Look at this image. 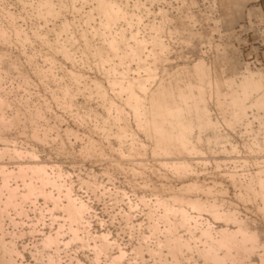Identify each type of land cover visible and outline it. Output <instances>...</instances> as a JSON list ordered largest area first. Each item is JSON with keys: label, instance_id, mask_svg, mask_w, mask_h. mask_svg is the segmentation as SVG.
Returning <instances> with one entry per match:
<instances>
[{"label": "rangeland", "instance_id": "1", "mask_svg": "<svg viewBox=\"0 0 264 264\" xmlns=\"http://www.w3.org/2000/svg\"><path fill=\"white\" fill-rule=\"evenodd\" d=\"M262 120L254 0H0V264H264Z\"/></svg>", "mask_w": 264, "mask_h": 264}, {"label": "bare ground", "instance_id": "2", "mask_svg": "<svg viewBox=\"0 0 264 264\" xmlns=\"http://www.w3.org/2000/svg\"><path fill=\"white\" fill-rule=\"evenodd\" d=\"M112 6V5H111ZM114 6V5H113ZM107 8V7H106ZM105 10V9H104ZM113 10V9H112ZM114 11V10H113ZM106 13H107V10L105 11ZM116 13V12H115ZM119 13V12H118ZM109 14V13H108ZM112 17V16H111ZM200 69V68H199ZM197 75V74H196ZM242 80V79H241ZM259 87V84L257 83V80H255V78L253 77V74H252V77H250V79H247L246 77H245V79H243L242 81H241V88H242V94H244V95H246V94H248V93H250L252 90H254L255 88H258ZM239 92V91H238ZM203 93V92H202ZM253 93H255V92H253ZM259 93V92H258ZM253 95V94H252ZM234 99V98H233ZM256 99V98H255ZM237 101H240V99H239V96L236 98V102ZM243 101V100H242ZM263 102V101H262ZM261 102V103H262ZM156 103V102H155ZM158 101H157V105H158ZM260 103V104H261ZM237 104V103H236ZM156 105V104H155ZM162 105V104H161ZM238 105H239V103H238ZM243 105V104H242ZM242 105H241V107H242ZM244 105H245V103H244ZM154 106V105H153ZM159 107H160V105H158ZM189 107V106H188ZM194 107V106H193ZM247 107V106H246ZM153 108V107H152ZM166 108V107H165ZM178 108V107H177ZM176 108V109H177ZM204 108H205V106H204ZM239 108H240V105H239ZM160 110V109H159ZM163 110V109H162ZM177 110H179V109H177ZM176 110V111H177ZM182 110V109H181ZM239 110H241V109H239ZM180 111V110H179ZM198 111V110H197ZM200 111V110H199ZM242 111V110H241ZM240 111V112H241ZM167 112V111H166ZM168 113V112H167ZM236 113H238V112H236ZM244 113H245V111H244ZM165 114V113H164ZM178 114V112L176 113V115ZM186 114H187V112H186ZM190 114V113H189ZM197 114V113H196ZM168 115H169V113H168ZM155 116H157V115H155ZM159 116L161 117V119H164L165 120V115H163L162 114V112H161V114H159ZM179 117H180V113H179ZM189 117H191V116H189ZM197 117V116H196ZM170 118H172V117H170ZM199 118V117H198ZM207 118V117H206ZM173 119H174V117H173ZM182 119V118H181ZM200 119V118H199ZM177 120V119H176ZM203 120V119H202ZM207 120V119H206ZM171 121H172V119H171ZM181 121V120H180ZM208 121V120H207ZM164 122V121H163ZM168 122H170V121H168ZM178 122V121H177ZM150 123V122H149ZM176 123V122H175ZM208 123V122H207ZM157 124V123H156ZM165 124H166V122H165ZM170 124V123H169ZM178 124V123H177ZM192 124V123H191ZM212 124V123H211ZM211 124H207V125H211ZM154 125H155V123H154ZM187 125V124H186ZM171 126H173V125H171ZM179 127V126H178ZM182 127V129H183V126H181ZM187 127V126H186ZM188 127H190V125L188 126ZM192 127V126H191ZM211 127V126H210ZM158 128L160 129L161 128V130H162V126H161V124H158ZM156 129V128H155ZM192 129V128H191ZM190 129V130H191ZM157 130V129H156ZM166 130V129H165ZM176 130V129H175ZM174 130V131H175ZM160 131V130H159ZM158 130H157V132H159ZM164 131V130H163ZM168 131V130H167ZM166 131V132H167ZM187 131V130H186ZM191 132V131H190ZM161 133V132H160ZM161 134H165V132L163 133H161ZM179 134H181V132L179 133ZM167 135H168V133H167ZM164 136V135H163ZM172 136V135H171ZM185 136V135H184ZM162 137V136H161ZM175 137V141L177 140H179V137H177L178 139H176V135L174 136ZM182 137V138H181ZM181 140L183 139V140H185V138H186V136H185V138L181 135ZM200 137V136H199ZM164 138V137H163ZM210 139V138H209ZM161 140V139H160ZM174 139L172 138L171 139V141H173ZM181 140H179V141H181ZM187 140V143H189V141H188V138L186 139ZM166 141V140H165ZM210 141V140H209ZM162 142V141H161ZM170 142V141H169ZM182 142V141H181ZM180 142V144L182 145V144H184V142H182L181 143ZM177 143V142H176ZM187 143H185V145H183V147L182 148H185L184 146H186L187 145ZM160 145V144H159ZM187 147V146H186ZM193 147V146H192ZM194 148V147H193ZM192 148V149H193ZM42 168V167H41ZM21 170V169H20ZM35 176V175H34ZM32 177V176H31ZM41 178V177H40ZM33 179V178H32ZM263 178H261V180H262ZM262 184V183H261ZM31 187H32V185H31ZM35 187V186H34ZM14 192V191H13ZM12 193V192H11ZM14 194V193H13ZM8 196V195H7ZM10 198V197H9ZM24 198V197H23ZM9 200V199H8ZM13 201V200H12ZM191 203V202H190ZM7 204V203H6ZM74 206V205H73ZM83 210V209H82ZM2 211V210H1ZM79 213V212H78ZM75 214V213H74ZM80 214V213H79ZM165 214V213H164ZM81 216V215H80ZM81 218V217H80ZM73 224V223H72ZM227 230V229H226ZM225 230V231H226ZM238 231H240V230H237V232ZM226 233V232H225ZM231 233L232 232H230V233H228L229 235L228 236H230L231 235ZM234 233V232H233ZM233 233H232V235H233ZM236 233V232H235ZM241 233H243L242 231H241ZM247 233V232H246ZM249 233V232H248ZM244 234V233H243ZM242 234V235H243ZM247 235V234H246ZM253 235V234H252ZM212 236V235H211ZM223 236H224V234H223ZM237 236H238V234H236V238H237ZM244 236H245V234H244ZM248 236V235H247ZM241 237H243V236H241ZM213 238V237H212ZM245 238V237H244ZM249 238V237H248ZM249 239H251V238H249ZM1 240H2V238H1ZM222 240V239H221ZM225 240V239H224ZM240 240V239H239ZM215 241V240H214ZM242 240H240V242H241ZM1 242V241H0ZM3 242V241H2ZM217 242V241H216ZM224 243V242H223ZM3 244V243H2ZM7 244V243H6ZM227 244V243H226ZM230 244V243H229ZM234 244V243H233ZM244 244V243H243ZM224 245V244H223ZM212 246V245H211ZM3 247H5L4 246V244H3ZM182 247V246H181ZM238 247L240 248V245H238ZM247 247V246H246ZM251 247V246H250ZM250 247H249V250H250ZM8 248V247H7ZM174 248V247H173ZM176 248V247H175ZM213 248V247H212ZM215 248V247H214ZM226 248V247H225ZM241 248H242V246H241ZM252 248V247H251ZM258 248V247H257ZM171 249V248H170ZM210 249V248H209ZM7 250V249H6ZM13 250V249H12ZM211 250V249H210ZM247 250V249H246ZM8 251V250H7ZM11 251V250H10ZM212 251H214V250H212ZM9 252V251H8ZM182 252V251H181ZM180 253V252H179ZM4 254V253H3ZM7 254V253H6ZM172 254V253H171ZM214 257H215V251H214ZM205 255V254H204ZM218 255V254H217ZM216 255V256H217ZM262 256V255H261ZM212 257V256H211ZM220 256H217V257H215V258H219ZM262 257H264V255L262 256ZM166 258V257H165ZM177 258V257H176ZM212 259V258H211ZM220 260H221V258H219ZM219 259H214L215 260V262H216V260H218L217 262V264H222V263H219ZM224 259V258H223ZM222 259V260H223ZM264 259V258H263ZM12 261H13V259H12ZM11 261V263L8 261L7 262V260H6V262H7V264L8 263H10V264H14V262H12ZM220 262H222V261H220ZM18 264V263H17ZM167 264V263H166ZM174 264V263H173ZM175 264H177V263H175Z\"/></svg>", "mask_w": 264, "mask_h": 264}, {"label": "crops", "instance_id": "3", "mask_svg": "<svg viewBox=\"0 0 264 264\" xmlns=\"http://www.w3.org/2000/svg\"><path fill=\"white\" fill-rule=\"evenodd\" d=\"M254 4L260 9V12L264 18V0H254Z\"/></svg>", "mask_w": 264, "mask_h": 264}, {"label": "snow or ice", "instance_id": "4", "mask_svg": "<svg viewBox=\"0 0 264 264\" xmlns=\"http://www.w3.org/2000/svg\"><path fill=\"white\" fill-rule=\"evenodd\" d=\"M262 124H264V120H262ZM259 222L261 223V225H264V204H262L260 207Z\"/></svg>", "mask_w": 264, "mask_h": 264}]
</instances>
